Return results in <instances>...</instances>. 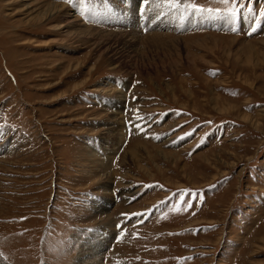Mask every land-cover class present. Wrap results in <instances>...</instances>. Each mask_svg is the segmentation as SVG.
Returning <instances> with one entry per match:
<instances>
[{
  "label": "rangeland",
  "instance_id": "1",
  "mask_svg": "<svg viewBox=\"0 0 264 264\" xmlns=\"http://www.w3.org/2000/svg\"><path fill=\"white\" fill-rule=\"evenodd\" d=\"M139 6L0 0V264H264V27Z\"/></svg>",
  "mask_w": 264,
  "mask_h": 264
},
{
  "label": "snow or ice",
  "instance_id": "2",
  "mask_svg": "<svg viewBox=\"0 0 264 264\" xmlns=\"http://www.w3.org/2000/svg\"><path fill=\"white\" fill-rule=\"evenodd\" d=\"M66 2L72 3L73 0H66ZM219 2L225 5H231V7L227 8L226 11L221 12L219 8H205L202 5H198L195 3V0H140L141 8L139 10L140 15L148 20V22H152L155 19H161L167 13L161 11L160 5L166 4L173 11H178L180 13V19L186 20L189 16H193L195 14H200L201 17L207 19H217L223 18L229 22L237 21V18L241 15L245 14V9L247 10V18L254 21L253 26L251 27V32H256L258 30L257 25L264 27V9H261L258 13V17H253L252 13L254 9L249 7L250 3L258 2V0H219ZM149 9L151 11H149ZM89 13L90 22L95 23V17L97 15V11L95 8L86 9ZM147 28V24L145 25ZM137 119H142V117H137ZM134 127L139 128V125H134ZM186 135H191L188 133ZM180 139H184L181 137ZM187 196L191 199H199V193L195 191H190L188 189L181 190L179 193V199L176 205V211H186L193 207L191 199H185ZM129 218L131 215L143 216L144 214H128Z\"/></svg>",
  "mask_w": 264,
  "mask_h": 264
},
{
  "label": "bare ground",
  "instance_id": "3",
  "mask_svg": "<svg viewBox=\"0 0 264 264\" xmlns=\"http://www.w3.org/2000/svg\"><path fill=\"white\" fill-rule=\"evenodd\" d=\"M25 2V1H24ZM68 8H67V5H66V3H61V4H57V2L56 3H49L48 4V6L44 9V11H42L41 12V15L39 16V18H41V20H43V19H45V20H47L48 21V19L50 20V19H53V17H55V16H57V15H59V18L61 17V16H65L66 15V13H68V10H67ZM66 17V16H65ZM69 17V16H68ZM71 17V16H70ZM190 24H192V23H190ZM70 28V27H69ZM82 30V32H85L86 31V29L85 30H83V29H81ZM78 31V30H77ZM79 32V31H78ZM87 33H89V32H87ZM86 33V34H87ZM91 34V33H90ZM89 34V35H90ZM93 35V34H92ZM108 230V229H107ZM105 232H106V230H104ZM104 232V233H105ZM108 232H109V230H108ZM107 234V233H106ZM103 237H104V242H106L107 240H108V238L105 236V235H103ZM102 237V238H103ZM99 244H100V242H98ZM97 243V244H98ZM103 244V243H102ZM106 244H107V242H106ZM106 244H103V245H101V248L102 249H104L105 248V246H106ZM95 246V245H94ZM98 247V246H97ZM107 248V247H106ZM95 252H96V255H95V258L94 259H92V262H95L96 263V259H98V256H100V255H102V254H104V252H101V251H99L97 248H96V246H95ZM94 257V256H93Z\"/></svg>",
  "mask_w": 264,
  "mask_h": 264
},
{
  "label": "crops",
  "instance_id": "4",
  "mask_svg": "<svg viewBox=\"0 0 264 264\" xmlns=\"http://www.w3.org/2000/svg\"><path fill=\"white\" fill-rule=\"evenodd\" d=\"M89 144H91V148L93 149V148H96V149H101V150H103L104 149V146H103V144H104V142H103V140H102V142H99V143H97V142H90V140H85V145L88 147L89 146ZM113 158V157H112Z\"/></svg>",
  "mask_w": 264,
  "mask_h": 264
}]
</instances>
